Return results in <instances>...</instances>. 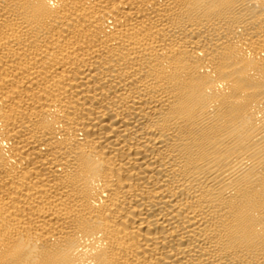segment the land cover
<instances>
[{
  "label": "bare ground",
  "instance_id": "1",
  "mask_svg": "<svg viewBox=\"0 0 264 264\" xmlns=\"http://www.w3.org/2000/svg\"><path fill=\"white\" fill-rule=\"evenodd\" d=\"M0 264H264V0H0Z\"/></svg>",
  "mask_w": 264,
  "mask_h": 264
}]
</instances>
